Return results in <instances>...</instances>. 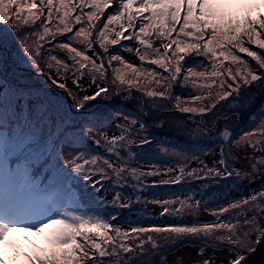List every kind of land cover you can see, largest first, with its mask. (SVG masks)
<instances>
[{
	"label": "snow or ice",
	"instance_id": "1",
	"mask_svg": "<svg viewBox=\"0 0 264 264\" xmlns=\"http://www.w3.org/2000/svg\"><path fill=\"white\" fill-rule=\"evenodd\" d=\"M255 4L264 5V0H0V45L7 43L9 35L18 40L27 53L24 62L41 75L47 76L50 85L63 90V94L71 101L65 107L52 101L32 99L23 89L13 90L10 95H6L3 84H0V93H3L0 97V243L4 242L10 230H23L42 236L47 247L39 248L32 254L25 252L26 264H106L104 258L110 264H137L146 255V244L151 245L154 257L163 256L161 248L174 239L164 235L166 233L176 234L175 238L203 234L212 241H227L229 245L238 242L240 233L233 230L234 225L225 223L219 213H213L216 219L204 223L202 227H132L130 233H122L114 222L119 220L118 210L129 207L130 201L121 202L117 194L104 205L105 210L112 207L117 211L110 213L107 221H104L102 212L83 205L69 211L66 201L73 195V188L65 183L60 186L49 184V180L55 169L63 174L64 181L70 179L83 184L90 198L98 196L103 190L102 181L93 177L97 171L106 176L105 166L111 169L112 164L109 159H103L100 163L98 156L89 152L85 142L92 140L96 147L106 144L109 152H113V146L118 142L120 150L127 149L136 140L140 141L138 147L151 143L149 137L144 135L146 126L141 123L136 128L135 119L129 121L125 118L126 126L117 123V130L121 134L110 140L106 136L97 135L100 130H94V123L90 119L96 115L91 105L109 101L114 94L124 91L125 86L139 90L140 81L133 78L143 73L128 63L126 67L131 69L132 78L125 80L119 75L112 78L110 74L106 75L103 60L97 65L92 57L85 54L83 48H93L98 43L99 48L109 54L108 46L118 45L122 40H136L145 45L146 50H152L149 55L156 57L149 63L158 65L168 74L164 76L154 70H146L158 88L148 95L160 98H170L172 82L185 67L182 61L211 57V77L213 83L219 79V88L222 90L219 98L212 96L207 104L192 108L181 107L180 97L177 96L176 107L184 113H207L216 109L213 113L215 116L226 104L231 103L233 106L228 111L239 112L256 102V97L248 98L254 90H259L260 95L264 96V71L256 74L258 70L237 54L246 53L257 61L260 70H264V54H258L246 46L255 44L264 49V12L253 14ZM112 6H115L114 12L106 16V22L99 23L105 9ZM125 18L126 23L121 22ZM114 22L118 23V30L109 39L110 25ZM74 25H87V30L81 26L74 35L65 36L73 32ZM126 32L129 35H125ZM153 34L160 41L161 47L154 48L150 42ZM60 36H65V42L57 39ZM81 37L83 39H78ZM46 38L49 45L47 50L41 44ZM53 40L56 41L54 45L51 44ZM73 41L82 46L81 50L72 46ZM54 52H63L64 55ZM140 59L143 61L145 57L141 55ZM114 61L124 63L120 55L110 54L107 65L111 67ZM225 61L229 63L225 65ZM54 67L63 69V79L59 71L52 72ZM73 68H76L75 73ZM116 71L119 72V69ZM187 71L193 77L205 78L204 71L193 72L191 67ZM69 73L75 77L73 83L77 91H73L66 83L67 79L72 78ZM184 81L188 82L187 76ZM192 83L195 85L194 80ZM25 95H28L27 100ZM226 97L231 99L226 100ZM200 99L199 95L194 97L196 101ZM222 101L223 104L220 103ZM77 117L80 119L77 120ZM258 127L262 130L259 134L264 136V118ZM217 131L224 141L229 142L227 151L221 147L217 162L223 168L217 170L201 161L203 170L207 177L212 178H218L222 173L239 177L241 173L229 165L231 152L233 147L241 145L251 134L232 142L231 132L226 127ZM38 144L43 146L44 152L43 158L35 162L29 159L27 153ZM259 146V150L264 152V140L259 141ZM256 147L252 145L253 149ZM49 165L52 167L49 168ZM255 165L264 166V158L255 161ZM46 168L49 170L45 171ZM152 174L155 173H146ZM195 174L196 170L193 169L188 176ZM131 175L136 176L135 168ZM175 179L179 181L181 177ZM258 196L261 198L260 203L264 204V191L258 192ZM257 198V195H252L242 203L251 205ZM72 203L76 204V201ZM169 203L164 201L165 205ZM179 203L180 208L172 209V215H178L184 210L185 202ZM240 203L237 201L229 207L236 209ZM220 211L227 212L228 209L222 208ZM92 212L96 213L97 219L93 220L89 215ZM168 213L169 208L165 207L161 215ZM261 214H264V207H252L249 215L243 217L244 226L254 228ZM261 228H264V223ZM214 229H228V232L224 235L214 232ZM110 231H114L115 236L109 234ZM151 233L161 234L162 243H158ZM121 237L130 238L131 243H125L120 240ZM240 255L233 258L232 264H240ZM0 264H4L3 249H0ZM154 264H167V261L163 258L154 259ZM203 264H210V261L205 260Z\"/></svg>",
	"mask_w": 264,
	"mask_h": 264
},
{
	"label": "rangeland",
	"instance_id": "2",
	"mask_svg": "<svg viewBox=\"0 0 264 264\" xmlns=\"http://www.w3.org/2000/svg\"><path fill=\"white\" fill-rule=\"evenodd\" d=\"M114 7L105 9L104 16L101 17L99 23L106 22V16L114 12ZM254 8L253 14L264 12V5L255 4ZM121 22L126 23V18ZM81 26L87 30V25H74L73 32L67 33L65 36L74 35ZM178 27L179 25H177ZM110 29L109 39L113 38L115 31L118 30V23L114 22L113 25H110ZM134 31H138V29ZM94 35L98 36V33L94 32ZM125 35H129V33L126 32ZM65 36H60L57 39L65 42ZM173 37H175V33H173ZM78 39H83V37ZM150 42L153 43L154 48L161 47L160 41L155 39V34L151 36ZM55 43V40L51 41L52 45ZM41 44L45 50L48 49L47 38ZM72 46L77 47L78 50L82 48L77 41H73ZM246 46L258 54H264V49H260L255 44H246ZM108 47L109 54H105L103 49L99 48L98 43L93 45L95 51L93 48H83V50L86 55L95 60L97 65L103 60L107 69L106 75L110 74L112 78L117 75L125 80L132 78L131 69L126 67V64L131 63L143 73V75L133 78L139 79L141 87L137 90L136 87L129 89L125 86L124 91L114 94L109 101L93 103L91 110H95L96 115L90 119L94 123V130L99 129L97 135L106 136L110 140L121 134L117 130V123L126 126L125 118L129 121L135 119L137 121L136 128H139L141 123L146 126L147 131L144 135L149 137L151 143H145L142 147H138L140 141L136 140L127 149L120 150V142H118L113 146V152H109V146L106 144L96 147L92 140L86 141L89 152L97 155L100 163L103 159H109L112 164L111 169L105 166L106 176H102L97 171L96 176L93 177V179L99 178L102 181L103 190L98 196L90 198L83 184L70 179L64 181L63 174L55 169L52 170V179L49 180V184L60 186L65 183L69 187H76L73 189V194L75 192L79 194L80 199L71 195L66 201L69 211L83 205L85 208L104 212L109 218V214L117 209L108 207L105 210L104 205L107 202L117 194L120 196L121 202L130 201L129 207L118 210L119 220L114 222L122 233H130L132 227H202L204 223H211L216 219L213 213H219L225 223L234 225L233 230L240 233L239 241L233 242L231 245L227 241H212L210 238H205L203 234L197 237L186 235L175 238L176 234L166 233L164 235L174 239L169 240L167 245L161 248L163 256L154 257L151 245L146 244V255L142 256L137 264H144L145 261L146 264H154V259L161 258L166 260L167 264H203L205 260H209L210 264H232L233 258L239 254H242L240 255V264H242L259 250L264 238V228H261V224L264 223V214L257 217L254 228L249 229L243 224V217L249 215L252 207L256 205L264 207L258 196V192L264 191V166H253L255 161L264 158V152L259 150V141L264 140V136L259 134L262 130L258 127L260 120L264 118V96L260 95L259 90H254L248 98L256 97V102L247 108H242L239 112L228 111L233 106L228 103L215 116L213 113L216 112V109L207 113L198 111L184 113L176 107L178 102L175 98L177 96L180 97L181 107L192 108H199L207 104L212 96L219 98L222 90L219 88L218 78L213 83L211 57L189 58L182 61L181 63L185 67L177 79L172 82L170 98H160L148 95L149 92L157 91L158 88L154 83V78L148 76L146 70L151 69L164 76L168 74L164 73L158 65L149 63L151 59L156 58L149 55L151 49L146 50V46L139 44L136 40H122L120 44ZM129 48L132 51H128ZM53 54L64 55L63 52H54ZM110 54L120 55L124 63L114 61L109 67L107 60ZM237 54L258 70L256 74L264 71L260 70L257 61L248 57L246 53ZM141 55L145 57L143 61L140 59ZM26 56L27 53L19 45L18 40L13 39L11 35L8 36L5 45H0V84L4 86V94L10 95L13 90L23 89L27 94H30L32 99L39 98L45 102L52 101L67 107V104L71 103L70 98L63 94V90L52 87L47 76L41 75L39 71L31 68L29 63L24 62ZM224 63L227 65L229 62L225 61ZM188 67H191L193 72L204 71L205 78L193 77L187 71ZM116 69H119V72ZM58 71L63 79L62 68L54 67L52 69L53 73ZM75 72L76 68H73V73ZM68 75L72 78L66 80L67 85L73 91H77L78 89L73 83L75 77L72 73ZM186 76L188 77L187 83L184 81ZM193 80L195 85L192 83ZM88 91L90 92L91 89L89 88ZM80 94L83 95V91ZM197 95L201 97L199 101L194 100ZM2 96L3 93H0V97ZM27 99L28 95H25V100ZM225 99L230 100L231 98L226 97ZM219 107L218 104L217 108ZM76 119L79 120L80 117ZM32 123L35 124L36 121ZM225 127L231 132L232 142L241 136L251 134L242 141L241 145L233 147L231 160H229L230 167L239 171L241 175L239 177L226 176L222 173L218 178L207 177L201 161L208 164L209 167L217 168V170L223 168V165L218 166L217 162L221 147L227 151L229 142L222 139L217 129L222 130ZM252 145L257 147L253 149ZM32 152L34 149L27 153L28 157ZM29 159L31 158L29 157ZM51 167L49 165V168ZM49 168H46L45 171H48ZM133 168L136 169L135 177L131 175ZM122 169L124 171L121 173ZM193 169L196 170V174L188 176V173ZM146 173L155 174L146 175ZM177 176L181 177L179 181L175 179ZM124 177L127 179L125 180ZM91 183L90 180L89 185ZM252 195H257V201L251 205H244L242 201ZM166 200L170 202L167 205L164 204ZM72 201H76V204H73ZM180 201L185 202L184 210L178 215H172V209L180 208ZM237 201L241 202L239 207L236 209L229 207ZM189 205H191L190 208ZM165 207L169 208V213L161 215ZM222 208H227L228 211L221 212ZM89 215L93 220L97 219L95 212L89 213ZM213 231L227 235L228 229H214ZM109 234L115 236L114 231H110ZM151 235L158 243H162L161 234L151 233ZM120 240L131 243L128 237H121ZM36 241H40V245L47 247L42 236L23 230L8 231L4 242L0 243V249H3L4 252V264H24L25 246ZM213 244L217 246L212 247ZM104 259L106 264H110L107 258Z\"/></svg>",
	"mask_w": 264,
	"mask_h": 264
},
{
	"label": "trees",
	"instance_id": "3",
	"mask_svg": "<svg viewBox=\"0 0 264 264\" xmlns=\"http://www.w3.org/2000/svg\"><path fill=\"white\" fill-rule=\"evenodd\" d=\"M157 23H159V21H157ZM33 149H34V152H32L29 157L31 158V160H33L35 162H39L43 158V152H44L43 146L38 144V146H36ZM72 188L76 189V187H74V186H72ZM81 192H83V191H81ZM76 194L77 193L75 192L73 194V196H75L76 199L79 200L80 199L79 194H77V195ZM102 219L104 221H107V219H108V217L104 214V212L102 213ZM43 247H46V246L40 245V241L31 242V243L26 245L25 252H27L28 254H32L37 249L43 248ZM24 264H26V260H25Z\"/></svg>",
	"mask_w": 264,
	"mask_h": 264
},
{
	"label": "water",
	"instance_id": "4",
	"mask_svg": "<svg viewBox=\"0 0 264 264\" xmlns=\"http://www.w3.org/2000/svg\"><path fill=\"white\" fill-rule=\"evenodd\" d=\"M249 264H264V238L259 253H253L252 260Z\"/></svg>",
	"mask_w": 264,
	"mask_h": 264
},
{
	"label": "bare ground",
	"instance_id": "5",
	"mask_svg": "<svg viewBox=\"0 0 264 264\" xmlns=\"http://www.w3.org/2000/svg\"><path fill=\"white\" fill-rule=\"evenodd\" d=\"M259 251H260V248H259V250L256 253H259ZM252 256L253 255H251L249 258H247L242 264H249L251 262V260H252Z\"/></svg>",
	"mask_w": 264,
	"mask_h": 264
}]
</instances>
